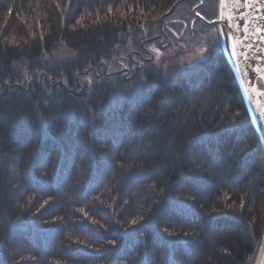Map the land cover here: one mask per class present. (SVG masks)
Masks as SVG:
<instances>
[{
  "label": "trees",
  "instance_id": "1",
  "mask_svg": "<svg viewBox=\"0 0 264 264\" xmlns=\"http://www.w3.org/2000/svg\"><path fill=\"white\" fill-rule=\"evenodd\" d=\"M199 2L0 0V264L254 263L264 150ZM172 18L205 55L159 68Z\"/></svg>",
  "mask_w": 264,
  "mask_h": 264
},
{
  "label": "water",
  "instance_id": "2",
  "mask_svg": "<svg viewBox=\"0 0 264 264\" xmlns=\"http://www.w3.org/2000/svg\"><path fill=\"white\" fill-rule=\"evenodd\" d=\"M196 15L217 27L223 54L264 150V0H217L214 19ZM253 264H264V232Z\"/></svg>",
  "mask_w": 264,
  "mask_h": 264
},
{
  "label": "flooded vegetation",
  "instance_id": "3",
  "mask_svg": "<svg viewBox=\"0 0 264 264\" xmlns=\"http://www.w3.org/2000/svg\"><path fill=\"white\" fill-rule=\"evenodd\" d=\"M205 6V0H200L199 3H196L191 8L192 16H190V23L192 24V29L194 30V26L197 22H200L201 19L196 15V13L200 14L206 20L209 21V14L207 11L202 12V7ZM171 24H182V30L177 33L176 29H170L169 31L164 32L163 34H159V39L149 41L150 44L146 47V52H158L157 58L162 60L163 58H169L172 60H177L181 53L187 52V50H198L200 47L193 46L189 44V42L182 41L183 35L187 31L189 24L183 18H172L169 20ZM202 22V21H201ZM204 23V22H203ZM205 24V23H204ZM170 34V35H169ZM172 36V37H171ZM205 50V49H204ZM145 51V50H144ZM175 58V59H174ZM197 59V58H196ZM180 64V62L178 61Z\"/></svg>",
  "mask_w": 264,
  "mask_h": 264
},
{
  "label": "rangeland",
  "instance_id": "4",
  "mask_svg": "<svg viewBox=\"0 0 264 264\" xmlns=\"http://www.w3.org/2000/svg\"><path fill=\"white\" fill-rule=\"evenodd\" d=\"M185 41V40H184ZM61 55V53H60ZM205 55V51H204V48L203 47H200L197 51L196 50H187V52H183L179 55L178 57V61L180 62V64H190L192 62H194V60L197 59H201L203 56ZM175 59V58H174ZM169 60L170 61H173L174 63H178L177 60H172V59H169V58H163L162 60H159L158 62H154L153 64L159 68H164L167 66V64L169 63ZM128 71V70H127ZM123 76H127V73H124Z\"/></svg>",
  "mask_w": 264,
  "mask_h": 264
}]
</instances>
